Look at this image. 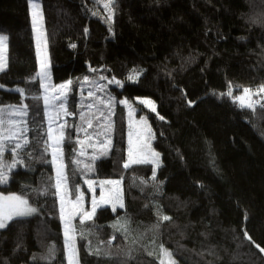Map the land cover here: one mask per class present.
Segmentation results:
<instances>
[{
	"label": "trees",
	"instance_id": "16d2710c",
	"mask_svg": "<svg viewBox=\"0 0 264 264\" xmlns=\"http://www.w3.org/2000/svg\"><path fill=\"white\" fill-rule=\"evenodd\" d=\"M37 2L48 44V83L72 81L66 109L73 115L59 118L67 121L58 161L67 166L66 204L82 192L83 209L90 210L89 180H119L123 188V208L101 207L91 221L80 223L74 215L80 206L73 208L68 219L76 228L78 264H161L162 247L176 264H264V253L244 235L264 248V109L241 108L220 95L229 86L234 97L264 86V0H112L111 20L103 7L108 0ZM35 33L31 0H0V34L8 37L0 117L4 127L21 119L8 109L23 101L29 139L19 153L23 165L0 184V193L21 196L37 209L0 230V264H69L60 194L52 187L55 163L51 148L44 152L48 106L37 78ZM134 68L142 70L135 83L127 80ZM100 76L115 77L123 87ZM89 91L113 98L110 132L93 115L97 107L108 109ZM136 97L151 98L158 111L144 108L161 156L155 180L151 164L123 167L128 123L119 101ZM89 103L97 107L89 110ZM82 112L93 123L87 134ZM106 135L110 149L98 143ZM13 158L4 152V161ZM162 215L171 219L162 221ZM120 225L127 230H118Z\"/></svg>",
	"mask_w": 264,
	"mask_h": 264
},
{
	"label": "snow or ice",
	"instance_id": "6c2138e0",
	"mask_svg": "<svg viewBox=\"0 0 264 264\" xmlns=\"http://www.w3.org/2000/svg\"><path fill=\"white\" fill-rule=\"evenodd\" d=\"M111 3L112 0H108L107 3H104L103 7L108 10L109 16L108 19L111 20ZM33 25L37 24L38 20L42 18L41 13L39 12V4L33 3ZM39 29L37 28V32L39 33ZM7 36H0V49L6 51L7 49ZM37 44L39 47V36L37 38ZM72 47H75V45H72ZM6 62L3 60H0V72L4 71L6 68ZM49 64L46 59H41L40 61V72L38 73V80L40 82H43V89L44 92L47 93L48 91V84L46 83L49 79ZM92 71H96V69H92ZM142 75V70L132 69L128 76L127 80L130 82H137L139 77ZM100 80H107L109 84H112L113 82L118 87H123V82L116 80L115 77H112L111 79L100 76ZM89 79L87 77L84 78V83H88ZM72 84V81H68L65 84L59 85V90H66L69 89ZM98 90H103L104 85H96L95 86ZM17 91L20 93L21 96H24L23 89H17ZM221 96H227L232 99V102L235 104H238L241 108H247L251 111H255L256 105H259L262 109H264V86H261L258 89L252 90L249 88L242 89V94L238 96H233V91L231 86H229V89L226 93H221ZM88 97H93L97 100H99V104L103 106V108H107L108 111L105 113L104 111L100 110L97 105L89 103L87 105V108L89 110L93 109L94 107H97L98 114H93L94 118L98 121H100V127L104 128L106 132H110L112 128V124L110 123L112 115H114V108H113V98L111 96L108 97V99L102 100L98 97H95V94L92 91H89L87 93ZM253 96L259 97V99H253ZM55 99L59 100L60 103L57 106V116L56 120L59 119V110L64 111V115H73L72 113H68L66 109V99L64 96L63 91L60 92L59 95L54 97ZM44 105L47 107L49 105V97L47 95L43 96ZM119 103L128 106L131 108L128 100H121ZM140 103L146 105L151 109V111L155 112V106L151 100H141ZM191 105V101L188 102ZM27 109L28 105L24 104L23 101L18 107H10L8 109L9 114L11 116H19L21 119H9L7 127H4V119L3 117H0V184H6L9 181L10 173L13 169L16 168L17 164L23 165L24 161L19 156V153L21 151H24L27 149L29 144V139L25 135V133L28 131L26 125L27 121L23 119V117L27 116ZM3 109H0V112H2ZM131 110L129 111V116H131ZM88 113H81L80 120L84 122V127L81 128V131L85 132L87 134V129L93 128V123L91 119H86V116ZM160 119H163V117H160ZM49 120L54 122V119L52 117H49ZM145 124H147V121H143ZM67 126V121L65 120L63 123L58 124V136H52V126L51 122L48 125V129L45 133V136L47 139L44 141L45 148L44 152H48V149L51 148V156H52V162L56 163L58 160L61 159V157L58 155L62 151L61 144L64 141L65 133L64 129ZM96 136L101 135L102 133L97 131ZM131 137V133L129 134ZM154 137V133H152L151 127L149 126L147 128V135H143L142 137H138V141L135 147L132 145L131 138L129 139V149H128V159L123 164L124 168H129L133 164H142V163H148V164H154L156 167H159V153L155 152L151 149V145L148 143L150 139ZM88 139H92V136L89 135ZM22 141V143H21ZM7 142L12 143V148L8 149ZM81 144L84 143V141H80ZM103 147L109 148L111 146L112 140L110 135H106L105 139L103 141H98ZM5 151H10L12 154H14V158L12 159L11 163H8L4 161L3 154ZM25 154H28L25 151ZM80 155H84V152L81 151ZM76 163L79 165L82 163V161L77 160ZM67 166L63 163H58L55 169V176H54V183L52 184V187L55 189V194H60L62 191H65L67 187L68 182V176L65 172V168ZM85 169L90 170V165L85 164ZM152 179L155 180V172H153ZM88 186L90 189H92L94 182L93 181H87ZM104 184H111V185H119L120 181H113L108 180L101 183L100 187L103 189ZM79 191V190H77ZM64 196H60V202L61 205H63L64 202ZM100 201H103L105 203H111L113 211H115L116 203H119V206L123 208V203L120 202V196L117 194L116 196H110L107 200L104 196L99 197ZM83 193L80 192L77 196L73 207L75 208L77 205L80 206V209L77 213L74 215H79L81 217L80 223H83L84 221H91L95 215L97 202L94 199L93 204L90 210H84L83 209ZM37 212V209L35 207H32L29 204V201L27 199H24L21 196L18 195H10V196H0V229H5L8 227L9 222H12L13 220H19L20 218H24L27 216H30ZM61 213H62V219L63 217V206L61 207ZM171 217L167 215L160 216V220L162 221H169ZM118 230H124L126 231V225H120ZM75 232L76 228L71 224V220L66 219L65 225H64V236L66 238V244L69 251V258L71 261V258L75 256L76 253V247H75ZM245 238L250 241L252 244L255 245L256 248L259 249L260 252L264 253V248H261L260 245L255 244L254 241H252V238L247 234V232L244 233ZM115 239V237H113ZM161 256L163 257L161 259V264H176L175 259L173 258V254L165 249L161 248ZM78 264V261H77Z\"/></svg>",
	"mask_w": 264,
	"mask_h": 264
},
{
	"label": "rangeland",
	"instance_id": "374dc122",
	"mask_svg": "<svg viewBox=\"0 0 264 264\" xmlns=\"http://www.w3.org/2000/svg\"><path fill=\"white\" fill-rule=\"evenodd\" d=\"M33 3H36V0H31L32 13H33V7H32ZM39 12H40V8H39ZM40 21H41V19H39V22ZM41 25H42L41 22H40V24L37 22V24L35 25V27H36V33H35L36 34V40H37V38L39 36V51H38L39 60L41 61V59L43 58V59H46L48 61V64H49V68H48L49 79H48V81H51L50 62H49V57H48V55H49L48 54V44H47V39H46L45 32L42 29ZM37 28L40 30L39 33L37 32ZM0 36H6V35L0 34ZM6 44H7L6 51L0 49V60H3L4 62H6V65H7L8 40L6 41ZM6 68H7V66H6ZM48 81L46 82L48 84L47 93L44 92L43 82H41L42 89H43L42 90L43 91L42 92V96L47 95L49 97V105L50 106L48 105V110H47V115H46L47 123L49 125V123L51 122V126H52V129H53L52 136H58V132H59L58 124L62 123V122L61 121L59 122V119L56 120L55 118L57 116V111H58L57 106L59 105L60 101L55 99L54 97H56L57 95L60 94L61 91H63L65 99H67V96H68V93L70 91V88L66 89V90H59V85L51 86V85H49ZM125 99L129 101V104L131 106V108L126 106V109H127V123H128V140L131 138L132 145H133V147H135L136 144H137V141H138V137H142L143 135H147V128L149 126L151 127L152 133H154L153 129H152V126L150 124V120L147 118L146 112L144 111V108H146L149 111H151V109L149 107H147L146 105L140 103V101L141 100H151L153 102L154 106H155V109H156V111L154 113L157 114L158 111H157V107H156L155 102L151 98L136 97L134 100H130V99H127V98H124L122 100H125ZM130 110H131V113H132L131 116H129V111ZM151 112H153V111H151ZM49 117H52L54 119V122L50 121ZM63 117H64V111L63 110H59V118H63ZM145 120L147 121V124H145L143 122ZM130 133H131V137L129 136ZM148 143L151 145V149L152 150H154L155 152L159 153L153 147V138L150 139L148 141ZM63 145H64V141L61 144V149L62 150H63ZM128 149H129V141H128V148H127V158H128ZM58 155L61 157L62 156V151L60 153H58ZM6 160L7 159H5V161ZM58 161L55 163V169H56V166L58 164ZM160 163H161V156H160V153H159V166H160ZM142 164H148V163H142ZM151 165L153 167V172H155V175H156L159 167H156L154 164H151ZM9 178H10V176H9ZM113 181H119V180H113ZM102 182H104V181H102ZM102 182H100L98 185L93 184L92 189L89 188L88 183H87L88 190L91 193L90 194L91 195V197H90L91 198V200H90L91 201L90 209L92 207L94 199L97 202L96 211L99 208L104 207V206H108V205L112 206L111 203H105L103 201H100L99 197H101V196H104L105 199L107 200L110 196L114 197L117 194H119L120 202H122L124 204V201H123V188H122L121 181H120L119 185L104 184L103 185V189L100 187ZM97 187L99 188V190L97 189ZM10 195H15V194H2V193H0V196H10ZM61 195H63V192L60 193V196ZM73 204L74 203L69 202L68 205H67L66 204V198H64L63 205H61V207L63 206V215H65L64 216V220H66L69 217L73 216V208H74ZM116 207H120L119 203H116ZM34 214H32V215H34ZM32 215H30V216H32ZM30 216H27V217H30ZM80 220H81V218H80ZM0 230H3V229H0ZM66 247H67V245H66ZM67 253L69 255L68 248H67ZM69 264H77V261H76L74 256L71 258V261H70V258H69Z\"/></svg>",
	"mask_w": 264,
	"mask_h": 264
},
{
	"label": "built area",
	"instance_id": "2783aa9c",
	"mask_svg": "<svg viewBox=\"0 0 264 264\" xmlns=\"http://www.w3.org/2000/svg\"><path fill=\"white\" fill-rule=\"evenodd\" d=\"M260 88V87H259ZM256 89H258V88H256ZM253 90H255V89H253ZM254 99H259V97H256V96H254ZM65 215H63V217H64Z\"/></svg>",
	"mask_w": 264,
	"mask_h": 264
},
{
	"label": "crops",
	"instance_id": "0c3cea01",
	"mask_svg": "<svg viewBox=\"0 0 264 264\" xmlns=\"http://www.w3.org/2000/svg\"><path fill=\"white\" fill-rule=\"evenodd\" d=\"M98 184H99V183H98ZM98 184H97V185H98ZM97 189L99 190V188H98V187H97Z\"/></svg>",
	"mask_w": 264,
	"mask_h": 264
}]
</instances>
